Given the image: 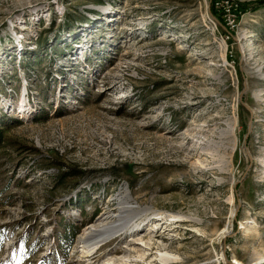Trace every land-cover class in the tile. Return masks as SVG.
Listing matches in <instances>:
<instances>
[{"label":"rangeland","instance_id":"374dc122","mask_svg":"<svg viewBox=\"0 0 264 264\" xmlns=\"http://www.w3.org/2000/svg\"><path fill=\"white\" fill-rule=\"evenodd\" d=\"M0 128V264H264V0H0Z\"/></svg>","mask_w":264,"mask_h":264},{"label":"bare ground","instance_id":"6f19581e","mask_svg":"<svg viewBox=\"0 0 264 264\" xmlns=\"http://www.w3.org/2000/svg\"><path fill=\"white\" fill-rule=\"evenodd\" d=\"M124 205L127 204L119 203L117 214L113 216H105L102 218H98V220L86 225L82 229V231L77 236L75 250L72 253V256L76 257V261L79 260L77 258H80L79 253L81 254L82 257L87 255L91 256L93 253L98 251V249L102 245H105L107 242L111 241L113 238L121 234L126 224L128 223L126 217L122 214ZM224 231L225 228L223 229V232ZM140 241L142 240L140 239ZM143 244L149 245L147 244V242H143ZM142 250L143 251L139 255L140 257L144 256L145 254L144 249ZM157 255H159L162 262H166V261L168 262L169 260L171 262L175 261V258L171 257L172 255L170 253H167L166 251L158 252Z\"/></svg>","mask_w":264,"mask_h":264},{"label":"trees","instance_id":"16d2710c","mask_svg":"<svg viewBox=\"0 0 264 264\" xmlns=\"http://www.w3.org/2000/svg\"><path fill=\"white\" fill-rule=\"evenodd\" d=\"M1 141H2V131L0 130V143H1ZM71 230L72 229L70 227L64 226V230L59 233L58 238L61 241V244H59L58 249H59V253H61V256L63 253L62 259L66 256L67 248H68L69 244L71 243V241L73 240V236L75 235V232H71ZM64 244H65V246H64ZM62 249H64V250L62 251ZM58 263H60V262H58Z\"/></svg>","mask_w":264,"mask_h":264},{"label":"built area","instance_id":"2783aa9c","mask_svg":"<svg viewBox=\"0 0 264 264\" xmlns=\"http://www.w3.org/2000/svg\"><path fill=\"white\" fill-rule=\"evenodd\" d=\"M229 22L231 23V20H229Z\"/></svg>","mask_w":264,"mask_h":264}]
</instances>
